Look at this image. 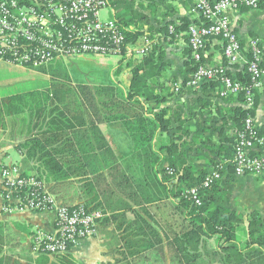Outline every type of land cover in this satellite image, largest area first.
I'll list each match as a JSON object with an SVG mask.
<instances>
[{"label": "trees", "instance_id": "16d2710c", "mask_svg": "<svg viewBox=\"0 0 264 264\" xmlns=\"http://www.w3.org/2000/svg\"><path fill=\"white\" fill-rule=\"evenodd\" d=\"M217 1L219 0H209L210 3ZM105 2L106 10L113 12L109 20H112L124 39L118 71L120 72L124 63L131 68L129 86L123 88L110 80L96 83L84 79H75V87L66 86L64 82L70 81L69 73L66 65L59 60L39 68H31L30 70L48 75L57 83L52 88L51 97L41 100L40 104L37 102L38 105L34 107L36 115H51L50 119L44 118L42 122L48 131L26 139L18 145L17 150L28 161H33L35 177L51 193L55 194L60 186L76 181L81 183L79 188L86 198L93 197L96 190L103 199L110 198L115 196L114 190H117L136 205L164 203L166 206L167 202L170 211L168 218H158V222L150 215L146 220L139 213L133 212L127 204L123 205L122 211L108 213L100 208L101 204L96 201V197L89 200L91 203H80L89 211L98 210L107 214L101 223H116L121 234L132 237L134 243L128 246L135 249L131 250L130 255L136 257L140 253H146L140 259L143 263L147 260L161 264L165 261L164 253L167 248L175 255L172 264H264V220L257 214H249L244 218L222 206V196L228 191L227 184L234 181L232 169L220 171V179L203 187L204 181L211 173L218 171L220 165L215 164L210 172H206L185 162L183 156L188 145L185 139L189 136V131L184 129L179 113L168 117L169 109L164 107L166 97L150 88L149 80L155 70L152 64L154 54L150 44L140 43L144 34L141 24L148 19L137 14L134 7L141 11L153 9L154 0ZM192 23L197 22L181 18L180 26L174 28L172 37L180 32L186 33L188 42L187 30ZM169 25L171 23H167L165 29ZM141 47H145V52L140 56V63L135 65L137 57L131 50ZM201 62L204 64L203 59ZM197 66L191 57L185 64L190 75ZM227 75L232 81L243 85L249 82L245 70L244 74L236 77H231L229 71ZM185 82L186 79L182 86H185ZM204 86L212 88L219 96L217 83L211 82ZM60 94L66 97L61 98ZM242 99L239 97L243 104ZM31 107L33 106L29 100L21 96L1 98L0 130L5 129L7 118H20L22 114L32 110ZM86 111L93 116L89 128H85L83 122L74 120L79 128L76 129L66 116L73 112L78 113L81 118V113ZM54 112L55 116L52 115ZM251 112L241 107L229 112L237 131L242 128L247 115L252 116ZM94 122L122 124L132 143V149L122 164L116 161L104 137L93 127ZM81 128L83 131H78ZM67 131L72 135L69 136ZM221 131L219 126L214 135H222ZM259 133L264 135V129H259ZM79 140L88 142L81 145ZM227 140L223 138V141ZM93 141L95 145H92ZM72 177L78 179H71ZM192 188H198L199 206L186 194ZM64 205L69 209L76 206L68 202H64ZM3 228L0 224V253L6 243ZM239 232L246 236L244 243L237 239ZM210 245L213 246L212 249H209ZM150 253L154 258L152 261ZM47 256H38L34 264H56L50 262ZM140 260L133 259L131 264H137ZM0 264H6L1 257Z\"/></svg>", "mask_w": 264, "mask_h": 264}, {"label": "crops", "instance_id": "0c3cea01", "mask_svg": "<svg viewBox=\"0 0 264 264\" xmlns=\"http://www.w3.org/2000/svg\"><path fill=\"white\" fill-rule=\"evenodd\" d=\"M134 11L148 19L146 23H140L144 32L140 38V43L148 41L154 54L152 64L155 70L153 77L149 80L150 88L155 93H160L166 97L164 107L169 109L167 111L168 117H173L174 113H179L184 129L189 131V136L185 139L188 144L184 151L185 156H183L185 162L206 172H210L215 164L222 166L232 156V139L237 131L235 124L230 120L229 112L232 109L241 107L245 110H251L252 116L249 115L254 120L256 128L264 129V75L260 82L261 86L255 93L253 107L250 109H247L237 97L220 98L212 88L204 86L205 84L195 89H188L182 86L184 80L190 76L185 68V64L190 57L186 33L180 32L173 37L171 34L174 33V28L180 26L181 18L196 21V15L193 12V0H154L153 9L141 11L135 6ZM106 12L108 19H111L113 16L112 10H106ZM228 17L233 33L236 35L241 47L238 63L227 65L222 57L221 47L214 39L207 42L202 59L206 66L226 67L231 77H236L238 74H244L246 62L249 59V41L257 40L260 47L264 48V3H261L259 8L255 10L238 8L235 11H230ZM167 23H171V25L167 27L168 29H165ZM170 28H172V31H170ZM136 57L135 65L142 60V57ZM98 58V60H76L66 66L70 77L68 83L64 82L66 86L75 87V79H84L96 83L110 80L123 88L129 86L131 68L124 63L121 65L119 72L120 59L107 56ZM30 72L35 73L36 71ZM5 75L7 73L2 72V67H0V76ZM44 76L46 78L44 86L30 90L43 93L41 97L28 98L30 105L33 106L31 107L32 110L22 114L20 118H7L5 129L0 130V167H16L25 177L35 176V165L33 161H28L17 150V147L26 139L48 131L42 122L44 118L48 120L51 117V115L34 114L36 110L34 107L38 103L40 104L41 100L49 99L52 95V88L56 85H52V79L48 75ZM176 86H180L179 92L174 91ZM2 90L3 88H0V99L20 94L15 92L2 95ZM60 96L61 98L66 97H62V94ZM33 101H35L34 104H32ZM53 114H56V112ZM81 115L82 119L78 113L70 112L69 116L66 114L68 121L76 129L79 128L73 122L74 120L83 122L84 127L89 128L93 116L89 111L81 113ZM60 126H62V123ZM219 126H221L222 135H214ZM93 127L97 128L104 137L113 151L116 161L122 164L132 149L131 140L122 124L119 122L110 124L94 122ZM78 131L81 132L83 129L81 128ZM66 133L69 136L72 135L70 131ZM223 138L228 140L223 141ZM4 139H6L5 142ZM72 142L75 143V141ZM87 142V140L83 142L79 140L81 145L87 144ZM92 145H95V141ZM10 151H15L18 154L19 161L15 164L10 158ZM5 162L8 164L5 165ZM104 173L106 174V170H104ZM71 179H78V177H72ZM79 186H81V183L72 181L70 184L60 186V189L56 191L57 194L52 192V195L55 198H60H57V201L68 202L73 205L83 202L91 203L89 200L96 197V201L101 204L100 208L108 213L122 211L123 205L127 204L133 212L139 213L146 220L149 219L148 215H150L157 222L158 218L167 219L170 212L167 202L166 206H164V203L136 205L130 198L121 195L117 190H114L115 196L110 198L103 199L97 190L93 197L86 198ZM227 187V194L222 196V206L224 208L242 216L257 214L264 220L263 175L234 177V181L228 183ZM50 190L53 191L51 188ZM134 190L137 192L136 188ZM105 215L107 217V214ZM53 218V213L47 211H22L9 215L0 212V224L4 227L2 234L4 233L6 236V243L0 253V257L4 259V262L6 264H34L35 259L40 255L32 252L30 237L37 230L44 233H53ZM244 224L246 225L245 221ZM237 239L240 243H244L246 236L244 233L239 232ZM132 243H134L133 238L121 234L116 223L103 224L100 222L97 236L87 238L70 247L62 258L46 256L50 262L56 264H126L127 262L131 264L133 259L138 261L144 255H147L146 253H140L136 257L130 255L131 250L135 249L128 246ZM164 243L167 244L165 239ZM212 248L213 246L210 245L209 249ZM164 257L165 261L161 264H172L175 255L166 248ZM150 259L151 261L154 260L152 255ZM146 262L143 263L140 260L137 264H156L147 260Z\"/></svg>", "mask_w": 264, "mask_h": 264}, {"label": "built area", "instance_id": "2783aa9c", "mask_svg": "<svg viewBox=\"0 0 264 264\" xmlns=\"http://www.w3.org/2000/svg\"><path fill=\"white\" fill-rule=\"evenodd\" d=\"M261 3L264 0H219L215 3L193 0L197 23L188 27L187 45L190 57L198 66L186 79V88L217 83L220 98L242 97L243 105L252 108L264 75V48L257 40L248 43L245 71L249 82L245 85L232 81L226 67H208L201 61L206 41L214 39L221 47L226 64H237L241 47L228 13L238 8L255 10ZM105 9V0H0V64L35 69L55 60L68 66L73 59L120 57L124 39L112 20L100 18V12ZM144 44L149 43L145 41ZM145 47L131 51L140 57ZM179 89L180 86H176L174 91L179 92ZM227 168L232 169L234 177L264 176V135L259 133L249 115L234 135L230 160L211 173L203 187L220 179L219 172ZM0 192L3 214L53 213V233L37 230L30 237L32 252L36 255L64 256L70 247L97 236L100 222L106 217L101 211H89L83 205L67 208L35 176L25 177L16 167H0ZM186 194L196 206L200 205L198 188Z\"/></svg>", "mask_w": 264, "mask_h": 264}, {"label": "rangeland", "instance_id": "374dc122", "mask_svg": "<svg viewBox=\"0 0 264 264\" xmlns=\"http://www.w3.org/2000/svg\"><path fill=\"white\" fill-rule=\"evenodd\" d=\"M109 11V9H107ZM110 17V16H109ZM100 18L102 20L108 19L106 10L100 12ZM95 56V55H92ZM107 57H115L114 55H107ZM85 58V57H84ZM119 59V57L117 56ZM82 59V58H81ZM85 59H99L98 57H87ZM75 61V59H73ZM2 67V72L7 73L5 76H0V88H3L2 95L12 94V93H20L18 96L25 98H33V97H41L43 93L30 91L32 88L44 86V82H46V78L44 74L41 73H33L30 69L18 68L9 65L0 64ZM22 69V70H21ZM52 85L57 83L55 80H51ZM29 93V94H28ZM6 139H4V142ZM10 158L12 162L15 164L19 161L18 154L15 151H10ZM8 163L5 162V165ZM1 195V192H0ZM244 218L247 217V214L243 215ZM169 221V220H168ZM4 230V228H3ZM14 243V241H12Z\"/></svg>", "mask_w": 264, "mask_h": 264}]
</instances>
